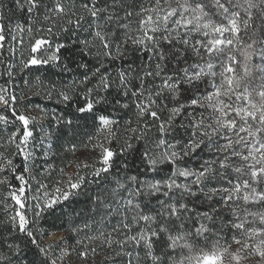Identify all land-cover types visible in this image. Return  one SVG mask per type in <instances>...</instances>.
I'll list each match as a JSON object with an SVG mask.
<instances>
[{
  "label": "snow or ice",
  "instance_id": "obj_1",
  "mask_svg": "<svg viewBox=\"0 0 264 264\" xmlns=\"http://www.w3.org/2000/svg\"><path fill=\"white\" fill-rule=\"evenodd\" d=\"M0 67V264H264V0H0Z\"/></svg>",
  "mask_w": 264,
  "mask_h": 264
},
{
  "label": "trees",
  "instance_id": "obj_2",
  "mask_svg": "<svg viewBox=\"0 0 264 264\" xmlns=\"http://www.w3.org/2000/svg\"><path fill=\"white\" fill-rule=\"evenodd\" d=\"M81 38H83V34H81ZM119 64V62H117V65ZM117 65H114L113 67L115 68ZM48 66H36V68L34 69L33 74H41L44 73L46 71ZM3 71V68L0 67V72ZM55 78V77H53ZM0 82H3L2 79H0ZM33 104H41V105H46L47 108L49 109V111H51V109L53 108H57V105L55 103V101H44L40 98H33ZM71 142H76L77 143V148H78V152L77 155H81L83 152V149L80 148L79 142L78 141H66V140H61L60 143L61 144H70ZM61 149L59 147H56L53 149V153H60ZM83 158V156H82ZM73 159L72 153L68 152L66 154L63 155H54L53 157L49 158V162L50 163H54L58 168L59 167H63L67 160H71ZM69 209L71 208H79L82 207V205H68L67 206ZM4 219V217L2 215H0V220ZM113 223H115V221H113ZM40 227L42 229H44L47 232H52V231H56L58 234H62L64 231V228L66 227V224L63 223V218L62 217H52V216H46L44 220L41 221ZM47 236L44 237L45 240H47ZM67 243L69 244H73L74 243V238H69L67 240ZM76 259L75 254H73V260Z\"/></svg>",
  "mask_w": 264,
  "mask_h": 264
},
{
  "label": "rangeland",
  "instance_id": "obj_3",
  "mask_svg": "<svg viewBox=\"0 0 264 264\" xmlns=\"http://www.w3.org/2000/svg\"><path fill=\"white\" fill-rule=\"evenodd\" d=\"M48 239V238H47Z\"/></svg>",
  "mask_w": 264,
  "mask_h": 264
}]
</instances>
